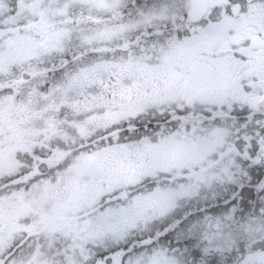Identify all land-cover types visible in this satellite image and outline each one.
Segmentation results:
<instances>
[{
  "label": "snow or ice",
  "instance_id": "snow-or-ice-1",
  "mask_svg": "<svg viewBox=\"0 0 264 264\" xmlns=\"http://www.w3.org/2000/svg\"><path fill=\"white\" fill-rule=\"evenodd\" d=\"M0 264H264V0H0Z\"/></svg>",
  "mask_w": 264,
  "mask_h": 264
},
{
  "label": "flooded vegetation",
  "instance_id": "flooded-vegetation-1",
  "mask_svg": "<svg viewBox=\"0 0 264 264\" xmlns=\"http://www.w3.org/2000/svg\"><path fill=\"white\" fill-rule=\"evenodd\" d=\"M137 2L142 3L143 0H137ZM233 195V187L225 185L217 186L212 191L203 192L199 200L181 201L174 212L168 217L152 223L147 231L135 234L126 243L127 245H132L134 242L138 243L149 236H154L157 232H163L165 229H169L160 238L158 247H163L168 250L176 248L180 252L187 250L185 252L186 255L187 253L196 251L198 236L189 231L192 224L201 219L205 213L209 215L220 214L219 210L225 207V202L229 201ZM174 224L176 227L173 229L171 226ZM120 246L123 247L124 245L122 244ZM140 250L137 249V251ZM188 260H191V256H188Z\"/></svg>",
  "mask_w": 264,
  "mask_h": 264
},
{
  "label": "rangeland",
  "instance_id": "rangeland-1",
  "mask_svg": "<svg viewBox=\"0 0 264 264\" xmlns=\"http://www.w3.org/2000/svg\"><path fill=\"white\" fill-rule=\"evenodd\" d=\"M251 210H248V212H250ZM248 212H246L245 214L247 215L248 214Z\"/></svg>",
  "mask_w": 264,
  "mask_h": 264
},
{
  "label": "trees",
  "instance_id": "trees-1",
  "mask_svg": "<svg viewBox=\"0 0 264 264\" xmlns=\"http://www.w3.org/2000/svg\"><path fill=\"white\" fill-rule=\"evenodd\" d=\"M250 210V209H249Z\"/></svg>",
  "mask_w": 264,
  "mask_h": 264
}]
</instances>
